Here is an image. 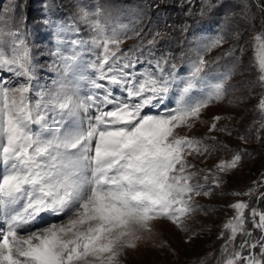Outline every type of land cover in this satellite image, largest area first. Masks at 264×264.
<instances>
[{
	"label": "snow or ice",
	"instance_id": "obj_1",
	"mask_svg": "<svg viewBox=\"0 0 264 264\" xmlns=\"http://www.w3.org/2000/svg\"><path fill=\"white\" fill-rule=\"evenodd\" d=\"M219 3L201 0L200 14ZM18 7L16 0L0 5V264H120L127 249L152 235L157 220L188 232L187 220L202 210L194 197L211 196L244 154L238 150L201 169L200 176L191 171L196 165L190 158L211 155L209 145L217 137L179 132L202 122V112L224 95L228 75L206 96L192 95L204 83L203 51L219 46L223 37L193 49L196 58L186 78L170 57L149 60V67L137 71L144 52L122 51L123 26L109 31L99 8L80 9L92 38L71 41L70 55L56 53L63 77L33 103L32 49L19 29L5 31ZM255 39L264 85V37ZM154 43L155 38L148 41ZM89 45L96 54L84 60L77 49ZM9 76L24 82L13 86ZM257 108L264 115V97ZM220 119L212 118L208 133L231 135V129L219 126ZM261 188L264 176L247 192L230 194L262 200ZM229 207L233 215L222 225L220 238L227 233V239L217 264H264V210L239 199ZM198 235L192 233L187 242Z\"/></svg>",
	"mask_w": 264,
	"mask_h": 264
},
{
	"label": "rangeland",
	"instance_id": "obj_2",
	"mask_svg": "<svg viewBox=\"0 0 264 264\" xmlns=\"http://www.w3.org/2000/svg\"><path fill=\"white\" fill-rule=\"evenodd\" d=\"M16 2L19 7L14 16L7 20L5 31L19 29L32 49L35 72L29 99L33 103L41 92L54 89V82L63 77L62 62L56 53L59 51L70 55L73 47L71 41H88L92 38L91 30L79 18L80 9L94 13L99 8V19L108 25L109 31L113 28L120 30L123 26L122 51L142 49L144 52L137 71L149 67V60L170 57V63L176 64L179 76L186 78L191 70V62L196 58L193 49H205L213 40L223 37L219 46L203 51L208 62L204 83L198 85L192 95L196 99L206 96L211 92L212 85L228 75L230 78L225 82L224 95L202 112V122H198L191 131L185 128L179 132L181 135L217 137V142L209 145L211 155L190 158L191 163L196 165L191 171L213 168L220 159H228L234 152L244 150L240 165L222 175L223 184L213 189L211 196L194 197L202 210L187 220L188 232L167 220H157L153 224L152 235L145 234L135 249H127L120 258V264H201L202 261L203 264H217L221 246L227 239V233L223 239L220 238L222 225L233 215L229 205L239 199L264 210V199L257 200L256 195L230 194L234 191L247 192L253 186V181L264 176V129L260 127L264 123V115L257 108L264 97V85L259 81L256 60L259 42L255 39L258 34L264 37V0H220L218 7L204 15L200 14L201 0H192L191 4L186 0ZM212 2L216 4L217 0ZM0 5L7 7L8 0H0ZM41 18L49 23L44 24ZM58 26L64 31L58 33ZM157 33L160 35L157 36ZM154 38L155 43L149 46L148 41ZM3 47L6 52L9 51L7 37ZM77 51L82 53L84 60H92L96 54L90 45ZM7 78L15 82L13 86L24 82L10 76ZM174 100L175 97L172 98L173 104ZM214 116L221 117L219 126L231 129V135L208 133ZM242 136L245 139H241ZM225 144L227 148L222 147ZM200 176H203V172H200ZM259 191H264V188ZM248 226L251 227L250 224ZM194 232L200 235L187 242ZM239 242L238 237L236 243Z\"/></svg>",
	"mask_w": 264,
	"mask_h": 264
},
{
	"label": "bare ground",
	"instance_id": "obj_3",
	"mask_svg": "<svg viewBox=\"0 0 264 264\" xmlns=\"http://www.w3.org/2000/svg\"><path fill=\"white\" fill-rule=\"evenodd\" d=\"M162 222L164 223V221H163V220H162ZM165 224H166V223H165ZM165 224H164V225H165ZM158 225H159V224H158ZM164 225H163V226H164ZM158 228H159V227H158ZM159 230H160V229H159ZM159 230H158V231H159Z\"/></svg>",
	"mask_w": 264,
	"mask_h": 264
}]
</instances>
